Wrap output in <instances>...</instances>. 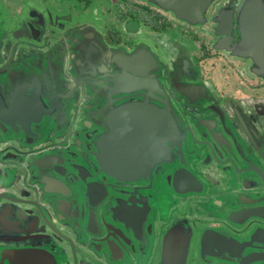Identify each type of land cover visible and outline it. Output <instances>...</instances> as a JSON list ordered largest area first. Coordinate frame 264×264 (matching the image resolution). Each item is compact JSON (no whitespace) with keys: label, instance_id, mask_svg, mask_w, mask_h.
<instances>
[{"label":"flooded vegetation","instance_id":"flooded-vegetation-1","mask_svg":"<svg viewBox=\"0 0 264 264\" xmlns=\"http://www.w3.org/2000/svg\"><path fill=\"white\" fill-rule=\"evenodd\" d=\"M18 1L0 0V264H8V252L26 250L57 264H162L168 251L178 252L170 240L186 248L180 264H239L199 245L204 231L240 244L264 229V79L250 72L249 60L213 48L218 11L242 0H213L196 24L149 0ZM231 35L238 40L235 27ZM138 46L157 59L152 78L123 87L104 78L115 73L113 57ZM224 58L243 79L223 75L227 87L217 90L207 78ZM205 62L212 73L201 68ZM77 78L75 98L52 110L50 98ZM145 98L168 107L184 130L183 161L175 156L136 181L118 182L99 163L104 116ZM242 158L252 164L244 176ZM183 165L190 184L175 189L171 178ZM93 216L95 233L86 229ZM170 229L176 235L165 237Z\"/></svg>","mask_w":264,"mask_h":264},{"label":"water","instance_id":"water-1","mask_svg":"<svg viewBox=\"0 0 264 264\" xmlns=\"http://www.w3.org/2000/svg\"><path fill=\"white\" fill-rule=\"evenodd\" d=\"M149 1L154 6L172 12L180 20L196 24L203 21L202 14L213 0ZM214 22L217 24L215 34L217 40L213 44V48L223 50L232 56L249 60L251 63L250 72L264 79V0H242L238 6L231 2L227 7H223L218 11ZM233 27H235L237 32L238 40L236 41L231 35ZM20 33H15V36H19ZM24 36L29 37V35ZM33 37L36 38V36ZM109 65L113 66L112 69H114L115 73L104 78H118V83L115 82V84L123 87L127 83L139 82L138 78H152L149 72L153 68H157L158 63L156 57L149 49L138 46L129 54L121 53L115 58L113 57L109 61ZM90 66L91 62L88 68ZM104 68L103 72L109 74L110 71L105 65ZM95 69L93 66L89 72L90 77L96 76ZM75 74L79 76L84 74V72L79 70ZM80 80V78L72 79L70 83L64 85V88L68 90L67 92H61L50 98L48 104L50 107L52 106V110L54 109V111L58 112V106L62 108V100L75 98L76 95L71 92L80 88L78 87L81 85ZM115 90L116 92L126 91L123 88L121 90L109 88L108 91L113 92ZM108 110L109 112L104 116L103 125L105 131L98 139L97 150L100 167L111 178L118 180V182L129 183L138 180V178L150 173L162 164L173 163L172 160L175 156L183 161L182 142L185 141V132L179 127L178 122L176 124L174 118L170 115L168 107L165 110L160 109L145 98L143 101L125 103L117 108L112 109L109 107ZM205 128H208L206 129L208 134L212 129H215ZM225 148L227 151L229 150L227 145H225ZM242 160L247 167L241 171L240 176L250 173L252 165L249 161L243 158ZM184 166L176 170L172 175L171 182L175 189L177 184L185 186L190 184L189 177H186L188 172ZM236 166L237 164L234 167ZM89 195L86 197L90 198L91 196ZM130 197H128L127 201L132 204ZM88 202L89 205L95 206V203L90 199H88ZM138 205L140 204L138 203ZM258 212L243 213L246 216L250 213L258 214ZM241 215L242 213L238 214V216ZM231 218L234 219L233 215H231ZM87 223V232L95 233L93 231V228L97 229L95 216L93 218L89 217ZM124 223L127 225L126 222ZM175 235L176 229H170L165 237H173ZM209 235L217 234L205 231L202 233L201 238L205 240H200L199 247L201 252L202 250L208 251L215 248L218 252L225 253L227 258L233 259L239 264H250L264 259V254H248L246 256L240 254L246 248L257 249L264 253V229L257 228L251 234L250 240L240 244L236 240H211L210 238L212 237L205 238V236ZM220 237L224 236L221 235ZM81 239L83 240V238ZM176 241L170 240V243L174 242L172 245H176L178 252L168 251L167 256L161 259L162 264H175V262L180 264L185 258L183 254L186 248L179 250ZM10 252L5 256L8 264H57L54 257H49L47 253L40 250H34V252L31 250L16 253ZM3 257L4 255H1L0 263Z\"/></svg>","mask_w":264,"mask_h":264},{"label":"rangeland","instance_id":"rangeland-1","mask_svg":"<svg viewBox=\"0 0 264 264\" xmlns=\"http://www.w3.org/2000/svg\"><path fill=\"white\" fill-rule=\"evenodd\" d=\"M6 4H8V3H6ZM18 5H19V1L18 0H15L13 6H18ZM108 5L110 6L109 3H108ZM76 11L79 12L80 10L79 9H76ZM181 41L183 42V44L185 46H188L189 50L192 51L193 57H195L196 56L195 55L196 54L195 53L196 50L194 49L193 44L189 40H186L185 41L184 39H182ZM208 63L209 62H205V64L203 65L204 67L202 66L201 68L203 69V71L205 72V74H209V73H212L213 72L211 74V78H207V79L208 80H211L217 86L216 87L214 85L217 90H219V89L223 90V86L224 87H227L226 85H224V84L222 85L221 84L222 83V79L221 78L223 77V75L228 76L230 78H242L243 79V77H241V75H240L239 69L237 67H235L236 66L235 65V61L229 63L227 61V59L224 58V60H222V63L223 64L222 65L221 64H217L216 65V68H214L212 70V72H210V67H209V64Z\"/></svg>","mask_w":264,"mask_h":264}]
</instances>
